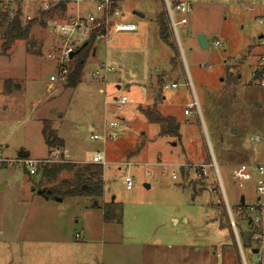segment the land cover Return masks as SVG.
Segmentation results:
<instances>
[{"label":"rangeland","instance_id":"374dc122","mask_svg":"<svg viewBox=\"0 0 264 264\" xmlns=\"http://www.w3.org/2000/svg\"><path fill=\"white\" fill-rule=\"evenodd\" d=\"M40 1L0 0V8L20 4L26 24L27 16H37ZM76 1L68 0L63 14L44 25L32 23L27 39L15 40L5 52L0 28V264H264V220L248 229L261 234V240L252 236L251 246L242 248L232 224L237 245L231 244L229 230L219 226L220 218L226 225L222 209L214 206L220 198L230 223L232 216L247 229L246 219L228 209L226 199L234 207L240 196L247 206L257 197L255 172L246 180L233 173L236 164L262 158V145L250 137L264 128V37L259 38L264 0H192L189 13L174 10L175 21L187 20L168 30L175 52L159 33V16L165 23L169 18L165 0H120L119 19L136 29L96 39L76 86L51 85L57 64L46 55L63 41L47 23L67 21L77 9L94 10L95 0ZM197 33L203 34L206 48ZM85 41L74 43V51ZM105 64L110 68L106 79H94V71ZM155 82L168 85L167 114L183 117V105L197 99L201 164H182L168 137L158 136L157 125L138 112L152 107ZM171 82L179 84L178 90L170 88ZM121 95L129 98L121 112L111 103L104 110V99ZM106 110L107 118L122 119L118 137L103 144L89 138V124L99 131ZM199 116L195 106L185 117L187 125H181L187 153L195 133L191 125ZM43 120L63 139L65 161L84 165L102 152L101 196L39 194L70 179L72 172L64 169L53 180L41 165L30 174L22 162H11L21 149L31 159L52 158ZM124 175L133 179L130 190ZM109 209L118 221L104 222Z\"/></svg>","mask_w":264,"mask_h":264},{"label":"built area","instance_id":"2783aa9c","mask_svg":"<svg viewBox=\"0 0 264 264\" xmlns=\"http://www.w3.org/2000/svg\"><path fill=\"white\" fill-rule=\"evenodd\" d=\"M60 1L68 2V0H41L39 4L36 6L37 12L39 10H47L50 7L54 6ZM80 2L77 0L76 3ZM120 0L116 2L114 5L113 0H95L94 1V10H88L87 12H80L77 9L75 14H69V19L67 21L55 23L49 22V26L55 33L62 39L61 46H54L51 50L52 52L48 53L46 56L49 59H53L57 64V70L54 73H51L49 76V82L52 85L53 83L64 84L67 81L68 74L70 72V63L73 60V56L71 54L74 52V43H77L81 40H87L91 34L96 29H102L103 33L96 36L98 38H108L109 33L111 31H127L134 30L135 25L130 23H124L119 21L121 17V11L118 7V3ZM166 2V11L168 13L169 22L171 27L176 30V26L178 24L186 25L187 20L185 17H181L179 21H175L173 17V11L175 10L178 13H189L192 6V0H174ZM264 5V1L261 2ZM250 6V5H249ZM252 7H247L246 9H251ZM3 11H7L9 17H13L15 14V8L10 6V4H4L1 8ZM27 21L31 19V17H26ZM260 23L264 24V19H259ZM112 33V32H111ZM215 44H218L216 41ZM261 60L264 63V56L261 57ZM110 68L105 64L101 67L100 71H94L92 77L94 79L105 80ZM264 71V70H263ZM262 84V82H261ZM129 98L126 95H121L119 97L113 98L111 102H108L104 99V110L105 107L111 103L114 106L115 112H121L124 107L128 104ZM107 110L104 111V118L100 125L99 131L92 130L89 138L94 141H101L102 143H106L108 141L115 140L118 137V130L120 128L121 120L119 116H114L112 118H107L106 113ZM251 140L255 142H259L262 149V158L260 161L254 160L253 163H245L239 164L235 166V171L233 173V177L238 180H246L251 178V170L255 172V192L257 194L256 202L247 206V211L249 214L250 225L258 226L260 223L262 224L264 220V128L256 134H253L250 137ZM1 151V149H0ZM62 153L60 149H52L50 159H31L29 157L19 158L11 160L12 163L22 162L24 165L28 166V172L30 174H34L36 171V167L39 165L51 164L55 162L65 161L62 158ZM4 160L0 159V162ZM106 160L102 152H96L89 160L88 163L99 164L103 167ZM129 162L126 163V165ZM146 166V165H145ZM146 174L149 175L147 171ZM205 174V173H204ZM175 178V175H172ZM219 181L220 177L218 176ZM123 182L127 190H130L133 187V179L130 175H124ZM221 189H224L221 185ZM227 204V202H226ZM229 209V206L227 205ZM231 224L235 229V224L233 218L231 216ZM78 236V234H76ZM253 240L256 242L261 240L262 235L257 233L252 235ZM261 244V243H260ZM262 245V244H261ZM260 247V245H259ZM258 249V248H257ZM259 250V249H258Z\"/></svg>","mask_w":264,"mask_h":264},{"label":"trees","instance_id":"16d2710c","mask_svg":"<svg viewBox=\"0 0 264 264\" xmlns=\"http://www.w3.org/2000/svg\"><path fill=\"white\" fill-rule=\"evenodd\" d=\"M113 1L114 5H116V2L118 0ZM65 10L66 2L60 1L47 10H39L36 17L34 16L30 20H28L26 24H23L21 20L20 4L16 6L15 14L13 17H9L8 12L3 11L0 8V28L4 29V41L1 44L2 51L5 52L6 50H8L11 47L12 43L17 39H27L30 25L32 23L38 21L39 24L44 25L47 21L46 19L53 18L56 14L62 15ZM159 23V33L161 38L168 44L171 50L175 52L174 46L168 42V30L170 28L169 19L167 18V23H165L163 21V16H159ZM47 24L48 27H50L49 23ZM101 33H103L102 29L94 30L88 40H86L80 47L77 48V50L74 51L73 60L70 63V72L65 83V85H67L68 87H74L81 81V75L85 67V62L89 50H94L93 46L96 42V36L100 35ZM170 62L172 66L175 64V54H173L170 58ZM142 113L148 123L158 124L160 128L164 130V134H177L179 124L176 123L174 119L157 113L153 108L142 109ZM42 133L45 137L46 144L50 149L62 150V148L64 147V141L55 134L54 130L50 127L48 120L42 121ZM41 166L44 168V173L48 175L49 178H53V180H55L56 175L64 169L72 172V176L70 179H63L59 181L58 185L55 188L49 189L51 190V194L57 193V195L61 197L78 195H95L98 197L103 194L102 166L99 164L86 163L84 165L75 166L74 164H71L67 161H62ZM43 195H46V193L43 192ZM209 206H212L211 202ZM214 206H218L222 209L221 215L225 218L226 225H223V222L220 218L219 226L221 228H226L229 230V239L231 244L233 243V245H237L236 237L234 232H232L233 229L227 216L228 214L223 201L218 198V202H216ZM230 208L232 212L236 210V212L241 216V219H246L245 226L247 227V229L242 228V226L238 222L239 220L234 218L235 220L233 219V221L237 230V236L241 247H250L252 242L251 237L254 231L248 230L249 228L252 229V226L248 224L249 214L247 211V205L245 203L242 205L239 199V203L234 207L230 206ZM103 220L105 223L118 221L113 214V211L111 212L110 209L104 212Z\"/></svg>","mask_w":264,"mask_h":264},{"label":"flooded vegetation","instance_id":"af4514ba","mask_svg":"<svg viewBox=\"0 0 264 264\" xmlns=\"http://www.w3.org/2000/svg\"><path fill=\"white\" fill-rule=\"evenodd\" d=\"M155 96L152 97V107L157 113H160L163 116L170 117L176 121V123L179 124V128L177 131L176 135H170V134H164V130L160 128L158 124L157 127L159 128V134L158 136H163L168 137V143L171 146V149H175V155L177 158H181L182 162H195V164H201V110L199 108V103L197 99L186 102L183 105V117H176L174 115H170L165 113V109L167 107V101H166V95L164 94V88H167L168 85L164 82H155ZM179 84L177 82H171L170 83V88L174 90H178ZM189 93V92H188ZM190 94V93H189ZM197 106L198 111H199V117L192 122V127L195 131L193 133V138L189 142V146L192 147V151L190 153L186 152V147H185V138L184 135L181 131V125H187L188 119L185 118L186 116H189L192 113V108ZM162 111H164L163 114ZM153 141L156 140L152 139ZM177 151V152H176Z\"/></svg>","mask_w":264,"mask_h":264},{"label":"crops","instance_id":"0c3cea01","mask_svg":"<svg viewBox=\"0 0 264 264\" xmlns=\"http://www.w3.org/2000/svg\"><path fill=\"white\" fill-rule=\"evenodd\" d=\"M174 1V0H173ZM69 11V10H68ZM120 19H121V17H120ZM119 19V21H121ZM169 19V18H168ZM158 21H159V18H158ZM121 22H123V21H121ZM124 23H130V24H133V23H131V22H124ZM170 25V24H169ZM170 27H171V25H170ZM189 28H191V26H188V28H187V32H188V35H191L190 33H189ZM135 29H136V27H135ZM134 29V30H135ZM134 30H127V31H118V32H112V33H114V34H118V33H124V32H132V31H134ZM262 37L261 38H263L264 37V35H261ZM261 43H262V41H261ZM170 68H172V67H170ZM168 69V68H167ZM167 69H162V70H159V71H165V70H167ZM118 87V86H117ZM142 88H144L145 89V91L147 92V90H146V88L145 87H142ZM101 91H103V90H101ZM143 104V103H142ZM149 108H150V106H149ZM142 109H144V108H139L138 109V112L144 117V115H143V113H142ZM104 118V117H103ZM120 119H122L121 117H119ZM144 119H145V117H144ZM102 120L103 119H101V123H102ZM146 120V119H145ZM101 123H99L100 125H101ZM148 123V122H147ZM92 130H96V127L94 126V125H92V124H89V131H90V133H91V131ZM90 136V135H89ZM104 144V143H103ZM106 144V143H105ZM105 151H106V148H105ZM97 152H99V151H97ZM61 153L62 154H64L65 155V157H67V153H66V150L64 149V148H62V150H61ZM96 153V152H95ZM95 153H93V155L95 154ZM92 155V156H93ZM212 155V157H213V161H214V163L216 164V162H215V157L213 156V154H211ZM91 156V157H92ZM90 157V158H91ZM159 157V156H158ZM89 160L90 159H88V160H85V161H88L89 162ZM158 163H159V161H158ZM246 162H244V163H239V164H245ZM247 163H251V162H247ZM160 164V163H159ZM183 164V163H182ZM239 164H236V165H239ZM144 165H147V164H144ZM235 165V166H236ZM234 166V167H235ZM103 168V167H102ZM104 169V168H103ZM219 176V175H218ZM220 182H221V180H220ZM149 187H150V185H149ZM223 187V186H222ZM241 197V196H240ZM225 198H226V196H225ZM226 202H227V205L230 207V204H229V202H228V199H226ZM244 203H245V199H244ZM234 230H236V228L234 229Z\"/></svg>","mask_w":264,"mask_h":264},{"label":"water","instance_id":"95a60500","mask_svg":"<svg viewBox=\"0 0 264 264\" xmlns=\"http://www.w3.org/2000/svg\"><path fill=\"white\" fill-rule=\"evenodd\" d=\"M191 32V28H189V33ZM191 34V33H190ZM262 36H259V38H261ZM197 39H198V42H199V45L202 47V48H206L207 47V43L205 41V38L203 36L202 33H197ZM73 55V53L71 54V56ZM29 155V151L27 150H24V149H21L19 152H18V157L19 158H26L28 157ZM146 187H149V184H145ZM43 192L46 193V196L50 195L51 194V190H45V191H39L38 193L39 194H43ZM58 200L60 201L61 198H58ZM240 203L243 205L244 204V197L241 196L240 197ZM248 224H250V221H248ZM253 253H258L259 250L257 248H253L251 250Z\"/></svg>","mask_w":264,"mask_h":264}]
</instances>
